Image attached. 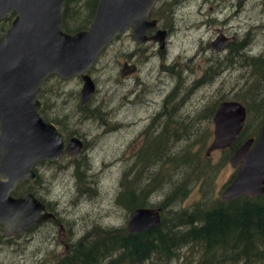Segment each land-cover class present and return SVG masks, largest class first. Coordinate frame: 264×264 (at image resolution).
Listing matches in <instances>:
<instances>
[{"label":"rangeland","instance_id":"1","mask_svg":"<svg viewBox=\"0 0 264 264\" xmlns=\"http://www.w3.org/2000/svg\"><path fill=\"white\" fill-rule=\"evenodd\" d=\"M202 1L188 0L179 5L181 6L179 12L176 8L171 12L169 2L155 4V17L162 15L165 9L171 12L164 17L166 26H172L165 56H152L151 51L158 49V46L148 43L145 51H140V54L134 52L127 57L128 53L135 50L134 38L130 33L120 36L108 45L89 71L97 88L94 98L86 106L93 110L98 107L99 115H89L88 111L79 110L80 106L77 104L80 101L82 86L80 78L72 77L60 82L51 78L48 81L47 84L51 87L47 94L49 96L47 102L52 105L50 112L52 110L60 116H66L64 123L66 131L70 133L69 136L76 135L86 145L72 160L63 157L58 163L50 165L45 163L46 161L39 162L36 169L40 182L32 184L33 190L37 191L39 197L47 200L50 207L57 211L58 223L62 221L71 231V241L75 239L77 241L95 228L126 226L130 212L117 202L118 194L122 189L121 181L124 180L126 184L129 178H134L141 171L142 167L146 168L147 160L140 156V151L146 146L153 148L155 140L152 141L151 138L149 141L150 136L162 130L165 118L170 116L173 120L175 119L169 122L172 133L189 127L194 130L205 129L204 132L211 130V139H208L202 150L205 153L213 138L214 124L212 120L209 123L206 116L201 117V114H207L208 106L220 101L221 98L234 99L236 92L241 93L243 84L247 83L249 86L253 81L264 80L258 74H253L250 67L244 64L247 63L246 55L264 59L263 0H207L208 3L204 5L205 12L201 15L198 13V6ZM214 1L216 4L235 3L234 6L238 10L236 18L223 26L221 15H224L228 8H222L224 12L218 11L217 14H213L218 16H213L207 6L209 4L215 6ZM82 11L83 14L86 12L83 8ZM176 16L177 21L171 22ZM216 28H220L228 35L238 36L239 43L240 41L245 43L249 37H253L251 49L246 48L247 53L234 55L233 62L221 63L219 66L223 70L220 75L205 85L190 84L187 89L177 85L180 84L177 81L172 82L169 73L163 78L161 74L163 70L159 69V65L168 63L172 59L185 63L184 58L193 57L190 66L197 68L199 72L198 64H200L199 74L204 70L203 68L211 65V59L220 60L222 56H218L212 50L206 51L204 55L202 53L198 55L195 49L201 44L199 30L201 29L204 33H202V40L206 46L217 31ZM207 58L209 61H206ZM125 59H129V63L138 64L139 70L129 81L122 82L119 72ZM157 71L163 79H166L165 87L154 95L145 94L146 90H142V96L139 99L134 97L135 102L128 103V96L125 93L133 87L132 84L137 78L145 80L149 74H155ZM172 85H176L180 91L177 95L171 96L167 104L160 105L164 93ZM148 97L153 99L155 104L145 105L142 108L140 104L146 102ZM163 109L166 110L165 115L160 117V120L152 121L147 117L155 111L158 113L159 110L163 114ZM173 109L174 112L168 115V112ZM50 112L48 114L51 115ZM142 118L146 119L141 120ZM177 144L182 145L181 142ZM198 147L195 146L194 149ZM231 155L228 156L224 149L214 150L209 155L211 165L216 167L208 192L210 198L220 197L236 171L229 162ZM150 164L151 162L148 165ZM135 167L137 170L135 174H132ZM139 176L140 181H143L144 175L140 173ZM75 178L76 189L73 192L75 203L73 204L68 199L73 195V193L70 194L69 188L71 187L74 191ZM201 189L202 183L198 181L184 199L175 205L170 203L168 208L190 207L203 197ZM162 193L163 191L158 194L152 193L151 201H159ZM60 237L57 222L48 221L19 236L3 239L0 242V264H53L60 258L58 252L65 250L63 245L59 244ZM172 264H180V261L176 260Z\"/></svg>","mask_w":264,"mask_h":264},{"label":"water","instance_id":"2","mask_svg":"<svg viewBox=\"0 0 264 264\" xmlns=\"http://www.w3.org/2000/svg\"><path fill=\"white\" fill-rule=\"evenodd\" d=\"M157 0H97L87 28L75 32L62 29L65 0H0V22L9 12L15 16L0 36V224L5 235H18L49 218L53 212L32 192L15 197L11 192L22 180H35V166L58 160L63 153L77 156L84 143L79 137L65 139L57 126L40 115L41 86L49 75L62 79L81 76L80 106L94 96L96 85L88 70L103 50L132 28L135 41H159L162 48L166 30L151 18ZM264 3V0H263ZM221 36L212 42L224 46ZM124 62L119 75L136 70ZM247 110L238 100L221 101L214 112L213 138L206 154L225 149L236 141L245 125ZM236 169L221 192L223 201L242 195L257 197L264 192V121L257 138L250 137L229 158ZM160 207H138L127 218L126 229L139 232L156 227Z\"/></svg>","mask_w":264,"mask_h":264},{"label":"trees","instance_id":"3","mask_svg":"<svg viewBox=\"0 0 264 264\" xmlns=\"http://www.w3.org/2000/svg\"><path fill=\"white\" fill-rule=\"evenodd\" d=\"M162 2L159 0L158 3ZM96 3L97 0H65L62 29L74 32L85 28L93 17ZM82 8L86 11L84 14ZM152 10L154 16V7ZM169 13L165 9L156 17L163 19ZM79 15L82 16L80 20ZM7 16L0 22V35L8 28L15 13L10 12ZM246 56L247 63L244 64L253 74L264 79V59ZM51 78L57 82L64 80L52 74L42 83L39 99L44 106L40 115L58 124L59 130H66V116L49 110L52 105L47 102V94L51 87L47 83ZM242 87L241 93L236 92L233 100L245 105L246 121L236 141L224 149L228 156L246 139L257 138L264 121V80L253 81L249 86L245 83ZM170 97L167 95L163 104H167ZM223 100L227 99H220ZM220 101L208 106V113H202L201 117L206 116L211 123ZM79 110L99 115L98 107L93 110L85 106ZM173 112L174 109L168 115ZM174 120L168 116L162 130L150 136L149 141L151 138L155 140L153 148L146 146L140 151V156L147 160L146 168L142 167L126 184L122 180V189L117 197V202L128 212L138 207H160V223L139 232H129L126 226L95 228L78 239L69 252L53 264H172L176 260L180 264H264V192L257 197L242 195L230 201L210 198L208 192L216 167L211 165L210 156L202 150L211 139L212 132L189 127L172 133L169 122ZM180 142L182 145L177 144ZM195 146L199 147L194 149ZM136 170L135 167L132 174ZM140 173L144 175L143 181H140ZM198 181L202 183L203 197L200 200L188 208H168L170 203L175 205L184 199ZM31 184V181L21 183L16 194L33 190ZM162 191L159 201H151L152 193Z\"/></svg>","mask_w":264,"mask_h":264},{"label":"flooded vegetation","instance_id":"4","mask_svg":"<svg viewBox=\"0 0 264 264\" xmlns=\"http://www.w3.org/2000/svg\"><path fill=\"white\" fill-rule=\"evenodd\" d=\"M186 1H188V0H163V2H165V3H171V7H170V10H171V12H172V10H174V8H176V9H178V12L180 11V7L181 6H179L180 4L182 5L184 2H186ZM159 2V0H157V2L156 3H158ZM263 2V1H262ZM155 3V4H156ZM208 3V1L207 0H203L202 1V3L198 6V13H200L201 15L202 14H204V5L205 4H207ZM214 3H215V6H213L212 4H209L208 6H207V8H208V10H209V12L213 15V14H217L218 13V11L219 12H224L223 10H222V8H224V7H227L228 8V11H226L225 12V14L224 15H221V16H223L222 17V19H221V24H223V26L226 24V23H228L230 20H232V19H235L236 18V13L238 12V10H236V6H234V4L235 3H233V2H229V4L227 5L226 3H222V2H220V3H217L216 4V1H214ZM263 5H264V3H262ZM155 6V5H154ZM170 12V13H171ZM177 12V13H178ZM10 13V12H9ZM8 15V14H7ZM213 16H218V15H213ZM7 17V16H6ZM5 17V18H6ZM4 18V19H5ZM14 18V17H13ZM12 18V19H13ZM151 18H155L156 20H157V26L155 27V28H152V29H150L148 32H147V35L148 36H151V35H153L155 32H156V30H158V29H163V30H166V34H165V38H164V46L161 48L160 47V45H159V41H154V40H148L146 43H144V44H139V43H137L136 41H135V39L133 40L134 42H135V46H134V49L135 50H133V52H131L130 54L128 53L126 56L127 57H130V55H132V54H134V52H140V51H145L146 50V48H147V44L148 43H151V44H153V45H156L157 44V46H158V49H156L155 51H151V55L152 56H165V52H166V50H167V44H168V38H169V36H170V30H171V27L172 26H170L169 25V27H167L166 26V24L164 23V18L163 19H161V18H159V17H154V16H151ZM181 18H184V17H181ZM11 19V20H12ZM217 19V18H216ZM92 20V19H91ZM2 21V20H1ZM175 21H177V16L175 17V19L174 20H172L171 22H175ZM91 22V21H90ZM163 22V23H162ZM11 23V22H10ZM90 24V23H89ZM88 24V25H89ZM88 25L85 27V28H87L88 27ZM10 26V25H9ZM8 26V27H9ZM85 28H82V29H85ZM77 30H80V29H77ZM76 30V31H77ZM216 32H215V34L213 35V37H212V39L206 44V46H204L205 44H204V40H202L203 38V32L201 31V29L199 30V33L201 34L200 35V40H201V44L199 45V46H196V52L198 53V55H201V53L204 55V53L206 52V51H210V50H212L215 54H217L218 56H222V58L220 59V60H217L216 58H213V59H211L210 61L212 62L211 63V65H209L208 67H206V68H203L204 70L199 74V72L201 71V66H200V64H198V67H199V72H197L198 71V69L197 68H195V67H192V65L190 66V63L192 62V60H193V57H189V59H186V58H184V60H185V63H184V61H182V63H184V64H182L181 63V61L180 60H178V59H172V60H170L168 63H165V64H162V65H159V69H162L163 70V72L161 73L162 74V76H163V78H164V75L165 74H167V73H169V78L170 79H172V82H174V81H177V82H179L180 84H177V85H179V86H182V87H184V88H187L188 89V87H189V85L190 84H192V85H196V84H201V85H205L206 83H209V82H212L213 80H215L216 78H217V76H219L220 75V72L223 70V68L221 67V66H219V65H221V63H228V62H233L234 61V55H236V54H239V53H242V52H244V53H247V51L249 50V49H251V45H252V39H253V42H254V38L252 37H249V39L248 40H246V42L245 43H242L241 41H240V43H239V41L238 40H240V38L238 37V36H235V35H228L225 31H223V30H221L220 28H216ZM6 31V29L4 30V32ZM132 28H130V29H128L127 31H126V33H124V34H129L130 33V35H132L133 36V34H132ZM250 31V30H249ZM3 32V33H4ZM75 32V31H74ZM2 33V34H3ZM203 33V34H202ZM1 34V35H2ZM123 34V35H124ZM0 35V36H1ZM122 36V35H121ZM221 36V38H222V40L224 41V46L220 49V50H216L213 46H212V42H214L216 39H218L219 37ZM118 38V37H117ZM134 38V37H133ZM242 38H244V37H242ZM116 40V39H115ZM136 48H138V49H136ZM248 50H247V49ZM242 49V51H240ZM102 54V53H101ZM100 54V55H101ZM140 54V53H139ZM136 55V54H135ZM100 57V56H99ZM99 57H98V59H99ZM261 58V57H260ZM97 59V60H98ZM263 59V58H262ZM203 62L205 61V60H202ZM206 61H209V59L207 58V60ZM97 62V61H96ZM95 62V63H96ZM124 62H127V63H129L130 62V60L129 59H125L123 62H122V64L124 63ZM131 64H134V63H131ZM136 65V70L134 71V72H132V73H130V74H128V75H126L124 78H121V81L122 82H127V81H129L133 76H136V73L138 72V70H139V65L138 64H135ZM94 66V65H93ZM93 66L88 70V73H89V71L93 68ZM158 69V70H159ZM90 74V73H89ZM52 75V74H51ZM55 75V74H54ZM50 76V75H49ZM48 76V77H49ZM77 78H80L81 79V76H76ZM161 76H160V73H158V71H157V73H155V74H149L148 75V77L145 79V80H143V79H141L140 77H138L137 78V80L134 82V84H132L133 85V87L131 88V89H129V90H127L126 91V96H128L127 98H128V103H132V102H135L134 101V97L136 98V99H139L141 96H142V90H146V92H145V94H147V93H152L153 95L154 94H156V93H158V91H160V89L162 90L164 87H165V84H167V82H166V79H163ZM177 79V80H176ZM82 80V79H81ZM94 80V79H93ZM94 82H95V80H94ZM162 83H164V84H162ZM95 85H96V82H95ZM173 86V85H172ZM170 87L168 90H166V93H164V96H163V99H162V101H161V103H160V105L164 102V98L167 96V95H170V96H173V95H177L178 94V92L180 91L177 87H176V85H174L173 87ZM191 87H193V86H191ZM96 88H97V86H96ZM183 88V89H184ZM95 93H96V90H95ZM144 94V95H145ZM95 95V94H94ZM94 98V96L92 97V99ZM133 98V99H132ZM92 99L88 102V103H90L91 101H92ZM133 100V101H132ZM80 102V101H79ZM221 102V101H220ZM219 102V103H220ZM88 103L86 104V105H88ZM218 103V104H219ZM155 104V101L153 100V99H150V97H148V98H146V102H144V103H141L140 105L142 106V108H144L145 107V105H154ZM85 105V106H86ZM44 105H43V103H42V107H43ZM79 106H80V103H79ZM85 106H80L81 108H84ZM218 106V105H217ZM42 107H41V109H42ZM97 108V107H96ZM40 109V110H41ZM216 110V109H215ZM163 111H164V109H163ZM215 112V111H214ZM165 115V113L161 116V110H159L158 111V113H157V111H155L153 114H150L149 116H147L148 118H149V120H160V117H163ZM214 115V114H213ZM146 117V118H147ZM43 118V117H42ZM146 118H142L141 120H145ZM44 119V118H43ZM45 120V119H44ZM46 121H48V120H46ZM52 122V121H51ZM54 123V122H53ZM56 126H57V128L59 129L60 127H59V125L58 124H56V123H54ZM61 133H62V135H63V137H64V139H65V144L68 142V140L71 138V137H76V135H71V136H69L70 135V133H68L66 130H62V129H60L59 130ZM71 134H73V133H71ZM81 139V138H80ZM82 140V139H81ZM83 141V140H82ZM84 143V146L86 145L85 144V142H83ZM63 157H67V158H69L70 160H72V159H74V158H76V156H71V155H69V154H67V153H63L62 154V156L58 159V160H54V161H46L45 163H47V164H55V163H58L59 162V160H62L63 159ZM42 162V161H41ZM38 164V163H37ZM36 164V165H37ZM35 171H36V173H37V175L39 176V173H38V171H37V169H36V166H35ZM25 181H32V183L35 181V184H37V183H39V182H37L38 181V177H36V179L35 180H22V181H20L18 184H17V186H16V188L11 192V195H13V196H15V197H19V196H25L27 193H29V192H32L40 201H42L45 205H46V207H47V210L48 211H51V212H53L54 213V215H55V217L54 218H49V219H47V220H45V221H43V222H41V223H39V224H37V225H32L30 228H28V229H26L25 231H23L22 233H20V234H18V235H14V234H10V235H5L4 234V232H3V226L0 224V242L1 241H3V239H6V238H10V237H12V236H19V235H21V234H23L24 232H26V231H29V230H33V229H35V228H37L38 226H40L41 224L43 225L44 223H46V222H48V221H53V222H57V225H58V234L61 236L59 239V244H62L63 245V247L65 248V250L64 251H61V253L60 252H58L59 253V255H60V257H62V256H64L65 254H67L68 252H69V250H70V248H71V246L72 245H74L75 243H76V239L75 240H73V241H71V237H70V235H71V231L67 228V226H66V224L65 223H63L62 221H60L61 223H58V221H59V219H58V215H57V211H55V210H53L50 206V203L47 201V200H45L44 198H41V197H39V194H37L34 190H30V191H26V192H23V193H21V194H16V190H17V188L19 187V185L21 184V183H23V182H25ZM231 181V180H230ZM230 181H229V183H230ZM37 182V183H36ZM73 185H74V191H72V189H71V187L69 188V192H70V194L71 193H73V192H75V189H76V178H75V181L73 182ZM31 187H33V184H31ZM75 198V194L73 193V195H71V198H69L68 199V201H70L71 203H75L74 201H73V199ZM69 234V235H68ZM61 245V246H62Z\"/></svg>","mask_w":264,"mask_h":264},{"label":"bare ground","instance_id":"5","mask_svg":"<svg viewBox=\"0 0 264 264\" xmlns=\"http://www.w3.org/2000/svg\"><path fill=\"white\" fill-rule=\"evenodd\" d=\"M152 11H153V10H152ZM7 17H8V16H7ZM7 17H6V18H7ZM116 39H117V38H116ZM185 91H186V90H185ZM31 182H32V181H31ZM34 182H35V181H34Z\"/></svg>","mask_w":264,"mask_h":264}]
</instances>
